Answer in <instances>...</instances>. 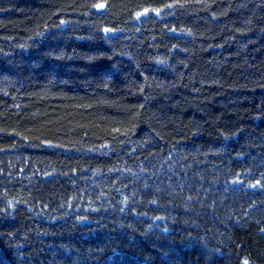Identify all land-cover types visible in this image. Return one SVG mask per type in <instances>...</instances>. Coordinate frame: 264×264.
Masks as SVG:
<instances>
[{
	"label": "trees",
	"instance_id": "1",
	"mask_svg": "<svg viewBox=\"0 0 264 264\" xmlns=\"http://www.w3.org/2000/svg\"><path fill=\"white\" fill-rule=\"evenodd\" d=\"M245 262L264 0H0V264Z\"/></svg>",
	"mask_w": 264,
	"mask_h": 264
},
{
	"label": "snow or ice",
	"instance_id": "2",
	"mask_svg": "<svg viewBox=\"0 0 264 264\" xmlns=\"http://www.w3.org/2000/svg\"><path fill=\"white\" fill-rule=\"evenodd\" d=\"M102 7V5H100ZM107 31V30H106ZM245 264H247V262H245Z\"/></svg>",
	"mask_w": 264,
	"mask_h": 264
},
{
	"label": "water",
	"instance_id": "3",
	"mask_svg": "<svg viewBox=\"0 0 264 264\" xmlns=\"http://www.w3.org/2000/svg\"><path fill=\"white\" fill-rule=\"evenodd\" d=\"M98 10L100 11V8L98 7Z\"/></svg>",
	"mask_w": 264,
	"mask_h": 264
}]
</instances>
